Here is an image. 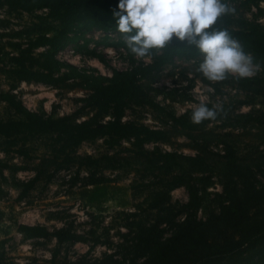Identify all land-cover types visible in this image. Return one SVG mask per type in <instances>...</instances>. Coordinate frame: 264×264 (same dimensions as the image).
Returning a JSON list of instances; mask_svg holds the SVG:
<instances>
[{
  "label": "rangeland",
  "instance_id": "rangeland-1",
  "mask_svg": "<svg viewBox=\"0 0 264 264\" xmlns=\"http://www.w3.org/2000/svg\"><path fill=\"white\" fill-rule=\"evenodd\" d=\"M259 6L263 8L264 5L260 3ZM241 9L243 7L238 10ZM45 12V9L31 13L8 12L5 6L0 7V91L10 90L26 108L45 116L73 115L82 104L78 98L87 94V90L78 85L77 79L52 87L15 82L9 76L10 56L15 51L10 44L19 40L24 42L30 28L49 23L42 15ZM243 14L247 20H254L264 26V14H258L255 7L244 10ZM50 23L52 26L56 24ZM17 31H23L24 34L21 37L13 35ZM83 42L88 49H95L102 59L84 50L77 51V45ZM42 50L37 48L33 52L37 54ZM59 51L56 55L58 61L106 77L110 76L112 68L129 70L152 62L150 57H134L121 34L114 28L91 29ZM200 59V56L193 60L175 58L154 76L140 81L147 99L156 106L131 105L125 110L122 120L168 132L167 141L145 144L141 155L131 151L130 140H122L120 145L111 148L101 138L85 140L75 148V154L95 158L97 163L88 164L77 158L67 168L60 169L49 178L52 171L49 151L52 141L47 136L28 138L24 147L26 156L16 151L17 146L9 147L0 138V164L8 166L0 167V262L97 264L104 254L109 253H114L117 260L131 258L127 246L133 240L131 238L135 235L137 223L152 222L155 218V211L147 209L153 193L163 187V180L169 179L170 174L186 168L185 160L179 155H201L208 164V169L202 174L209 177V183L205 186L202 204L196 212L201 219L217 209L215 194L222 192L223 177L219 172L224 162V158L219 156L224 153L225 142L233 144L240 164L250 167L255 183L264 182V70L260 67L249 78L252 80L248 81L246 87H240L230 79L210 82L195 72ZM62 71H65L63 66L60 67ZM12 85L14 88H11ZM201 101L210 107H229V118L205 124L193 123L190 119L191 110ZM158 106L173 116H185L197 128L182 129L175 126L165 112L157 109ZM249 112L251 116L244 123L238 115ZM89 113L90 109L85 108L76 119H82ZM16 117L0 100V119ZM108 118L104 116L103 120ZM231 122L237 125H229ZM167 152L174 153V160L178 163H171L168 171L160 167L170 162L162 157ZM200 175L191 171L194 179ZM34 176L36 180L32 187L22 192V182ZM89 178L105 186L99 204L91 205L77 194V190ZM196 184L200 186L199 181ZM169 195L174 209L187 200L183 186L173 188ZM162 211L166 213L168 210ZM16 224H40L49 231L67 227L83 235L87 241L58 246L54 238L26 239L16 230ZM168 234L167 229L163 236ZM93 240H97L96 244L89 249ZM55 250V256L52 257Z\"/></svg>",
  "mask_w": 264,
  "mask_h": 264
},
{
  "label": "trees",
  "instance_id": "trees-1",
  "mask_svg": "<svg viewBox=\"0 0 264 264\" xmlns=\"http://www.w3.org/2000/svg\"><path fill=\"white\" fill-rule=\"evenodd\" d=\"M226 2L236 11L221 17L218 26L227 28L244 50L254 56V64H259L263 71L264 26L254 20H247L243 11L255 7L258 14H264V6H259L260 3L264 5V0ZM117 4L118 0H0V7L5 6L8 12L31 13L45 9V14H42L44 18L56 23L55 26L50 22L35 25L28 30L24 42L19 40L10 44L15 49L10 56L11 79L15 82H32L52 87L77 79L78 85L87 90L85 96L78 98L82 104L75 114L58 117L32 111L17 100L10 90L0 91V100L17 116L0 119V138L9 147L17 146L16 151L26 156L24 147L28 138L36 135L47 136L52 141L49 150L52 171L49 178L60 169L67 168L77 158L88 164L97 163L95 158L79 157L75 154V148L85 140L101 138L109 148L120 145L122 140H130L131 151L140 155L144 153L145 144L168 140L166 130L122 120V117L131 105H154L147 99L146 91L140 83L143 78L154 76L161 67L170 64L175 58L193 60L200 56L195 47L173 37L170 45L152 52L149 56L151 64H141L129 70L112 68L108 77L80 70L56 58L59 50L70 42H76L79 36L91 29H116L111 10ZM240 7H243L241 11L238 10ZM23 34V31H17L13 35L21 37ZM37 48L43 50L35 54L33 50ZM82 50L99 60L102 59L95 49H88L85 42L77 45V51ZM62 66L65 71L60 72ZM228 79L240 87H246L248 81L252 80H236L232 77ZM85 108L90 109V113L85 114L82 119H76ZM217 108H222L217 118L205 120L203 124L229 118V107ZM157 109L165 112L162 107L158 106ZM165 113L175 126L182 129L197 128L185 116L176 117L171 112ZM104 116L109 118L103 120ZM238 116L245 123L251 114L249 112ZM229 125L237 124L231 122ZM194 143L197 145V142ZM235 154L233 144L225 142L224 153L219 156L224 158L219 172L223 177L222 192L215 194L216 211H210L204 219L198 218L196 212L202 204L205 186L209 183V177L202 174L208 169V164L201 155H179L185 160L186 168L170 174L169 179L163 180V187L153 193L147 209L155 211V218L152 222L137 223V230L131 238L133 240L127 246L131 258L122 257L117 260L114 253H109L104 254L97 264H264V182L256 184L250 167L240 164ZM175 156L172 152L163 153V159L170 162L160 167L168 171L171 163L178 165L174 160ZM0 167L8 166L2 163ZM191 171L201 175L194 179ZM35 180L36 176L22 182V192L31 188ZM197 181L200 186L196 184ZM178 186L185 188L187 200L174 209L169 192ZM104 192L105 186L94 178H89L77 190V194L91 205L99 204ZM162 210L168 211L164 213ZM167 229L169 234L164 237L163 233ZM16 230L26 239L54 238L58 246L87 241L83 235L67 227L49 231L40 224H16ZM96 241H91L88 248L91 249ZM56 250L52 252V257ZM20 264L40 263L27 261Z\"/></svg>",
  "mask_w": 264,
  "mask_h": 264
},
{
  "label": "clouds",
  "instance_id": "clouds-1",
  "mask_svg": "<svg viewBox=\"0 0 264 264\" xmlns=\"http://www.w3.org/2000/svg\"><path fill=\"white\" fill-rule=\"evenodd\" d=\"M111 11L116 30L136 58L164 49L175 37L198 50L201 59L195 72L210 82L252 78L260 70L254 56L227 28L218 26L221 17L236 11L226 0H118ZM221 111L201 101L190 119L200 124L216 119Z\"/></svg>",
  "mask_w": 264,
  "mask_h": 264
},
{
  "label": "built area",
  "instance_id": "built-area-1",
  "mask_svg": "<svg viewBox=\"0 0 264 264\" xmlns=\"http://www.w3.org/2000/svg\"><path fill=\"white\" fill-rule=\"evenodd\" d=\"M60 52V51H59ZM57 55V54H56ZM57 58V57H56ZM58 59V58H57Z\"/></svg>",
  "mask_w": 264,
  "mask_h": 264
}]
</instances>
